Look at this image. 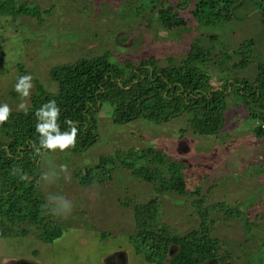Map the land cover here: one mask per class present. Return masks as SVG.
<instances>
[{
    "label": "rangeland",
    "instance_id": "obj_1",
    "mask_svg": "<svg viewBox=\"0 0 264 264\" xmlns=\"http://www.w3.org/2000/svg\"><path fill=\"white\" fill-rule=\"evenodd\" d=\"M1 1L8 2L0 0L1 5ZM15 1L39 8L42 15L41 19L13 15L9 9L8 13H0V104L7 103L12 110H17L21 103L14 90L19 76L32 75L30 96L40 88L52 92L55 83L48 74L50 67L104 51L111 54L108 56L112 61L129 58L134 64L152 54L157 64L164 66L167 58L179 63L190 43L211 47L215 54L213 62L201 68L206 69L215 86L240 77L252 81L257 73L256 64L264 60V0H241L227 20L203 26L190 19L186 25L172 30L159 26L153 9L157 3ZM169 2L174 6L179 0ZM138 7L139 14L135 12ZM189 8L190 5L178 11L189 16ZM248 39L253 43L246 65L232 68V63L241 57L240 43ZM30 96L25 101L27 106ZM244 101L241 94L228 93L224 124L217 135L192 133L187 114L163 123L138 117L114 124L108 106L100 108L95 116L98 138L90 147L77 154L44 151L39 157L38 192L46 202L49 195H63L73 203L71 215L55 216L59 235L43 240L38 237L39 226L12 228L0 236V264H154L135 252L129 238L134 232L132 205L151 198L159 201V219L179 234L199 224L191 204L194 199L201 198L204 207L222 202L240 210L238 213L246 214L247 224L242 213L231 218L219 210L210 212L207 218L213 223L206 225L209 236L220 240L216 251L228 252L229 264H264V220L260 216H264V171L257 166L263 141L255 131L258 120L252 117L251 108ZM147 147L159 148L167 161L177 162L185 186L190 191L197 190V194L188 197L157 191L156 183H147L120 165L110 168V178L101 185L82 186L74 177L85 164H95L100 156L130 149L139 155V150ZM130 158L125 159L127 163L132 162ZM62 165H66L67 172H59ZM55 171L59 178L51 183ZM45 172L48 181L41 178ZM162 173L166 177L170 174L166 167ZM204 264H216V260L208 259Z\"/></svg>",
    "mask_w": 264,
    "mask_h": 264
},
{
    "label": "trees",
    "instance_id": "obj_2",
    "mask_svg": "<svg viewBox=\"0 0 264 264\" xmlns=\"http://www.w3.org/2000/svg\"><path fill=\"white\" fill-rule=\"evenodd\" d=\"M7 1H1L4 5L0 4V13H8L6 10L9 9L13 15L41 19L39 8H32L25 1ZM140 1L152 5L157 3V8L153 6V9L163 30L182 27L190 19L203 26L227 20L241 3V0H196L192 3L190 0H179L172 6L169 0ZM188 5L191 7L188 9L189 16L178 11ZM140 9L138 7L135 12L139 14ZM261 12L264 13V6H261ZM252 43L251 39L240 43L241 57L232 63V68L246 65ZM211 50V47L190 43L179 63L167 58L168 63L164 66H159L152 54L134 64L129 58L112 61L108 56L111 54L104 51L50 67L48 74L55 83V90H36L30 96L27 114L12 110L8 121L0 125V236L22 225L39 226L38 237L43 240H53L60 233L55 216L43 207L47 202L38 192L36 184L40 155L34 154V146L38 143V133L35 131L38 121L34 112L49 100L54 99L61 110L58 122L62 132L69 130L65 119L76 123V145L67 151L77 154L97 140L95 116L105 105L109 108L110 120L114 124H123L138 117L152 123H163L187 114V123L192 133L217 135L224 124L228 93L241 94L245 105L251 108L250 114L258 120L255 131L263 142L257 166L261 169L259 165L264 156V129L259 124L264 122V60L256 64L257 73L252 81L240 77L224 80L215 86L211 84L206 69L201 68L213 62L215 54ZM113 156H100L95 164H85L74 174L77 182L82 186L101 185L110 178V168L120 165L147 183H156L154 188L157 191H172L188 197L197 194V190L190 191L185 186L180 165L167 161L165 152L159 148L141 149L139 155L133 149L130 152L115 151ZM129 156L135 163H127L125 159H129ZM165 167L170 173L168 177L162 173ZM14 169L20 172L14 173ZM22 174H27L28 179L21 180L19 177ZM191 204L197 212L199 224L197 228L182 234L159 219L157 198L133 204L134 232L129 238L135 252L141 253L146 261L154 264H204L212 258L216 264H229L230 254L217 253L216 249L221 242L209 236L206 225L212 224L213 220L207 218V215L219 210L223 215L234 218L242 212L238 213L240 210L222 202L204 207L201 198L194 199ZM260 216L264 220V216ZM243 217L247 224L246 214Z\"/></svg>",
    "mask_w": 264,
    "mask_h": 264
},
{
    "label": "clouds",
    "instance_id": "obj_3",
    "mask_svg": "<svg viewBox=\"0 0 264 264\" xmlns=\"http://www.w3.org/2000/svg\"><path fill=\"white\" fill-rule=\"evenodd\" d=\"M32 81V75L25 74L19 76L14 85V90L21 98V103L17 105V110L23 111L25 114L29 110L25 101L31 94L33 87ZM60 111L54 99L45 102L35 110L34 116L38 121L35 125V131L38 133V143L34 146L35 155H41L42 151L55 152L59 150L60 152H65L75 147L78 133L77 125L74 121L65 119L69 130L62 132L58 122L60 119ZM11 112L12 109L7 103L0 104V125L8 121ZM19 172V169H14V173ZM59 172H67L66 165H62ZM59 172L55 171L53 173L55 179L51 183H55L59 178ZM19 178L21 180L28 179L27 174H22ZM41 178L43 181H48V173H43ZM43 207L56 217L66 218L72 213L73 203L63 195H49L47 197V203Z\"/></svg>",
    "mask_w": 264,
    "mask_h": 264
},
{
    "label": "built area",
    "instance_id": "obj_4",
    "mask_svg": "<svg viewBox=\"0 0 264 264\" xmlns=\"http://www.w3.org/2000/svg\"><path fill=\"white\" fill-rule=\"evenodd\" d=\"M259 127H260L261 129H264V122L260 123V124H259ZM259 166H260L261 169L264 170V156H263V161H262V163H261Z\"/></svg>",
    "mask_w": 264,
    "mask_h": 264
},
{
    "label": "crops",
    "instance_id": "obj_5",
    "mask_svg": "<svg viewBox=\"0 0 264 264\" xmlns=\"http://www.w3.org/2000/svg\"><path fill=\"white\" fill-rule=\"evenodd\" d=\"M215 88H217V87H215Z\"/></svg>",
    "mask_w": 264,
    "mask_h": 264
},
{
    "label": "water",
    "instance_id": "obj_6",
    "mask_svg": "<svg viewBox=\"0 0 264 264\" xmlns=\"http://www.w3.org/2000/svg\"><path fill=\"white\" fill-rule=\"evenodd\" d=\"M215 90V89H214Z\"/></svg>",
    "mask_w": 264,
    "mask_h": 264
}]
</instances>
